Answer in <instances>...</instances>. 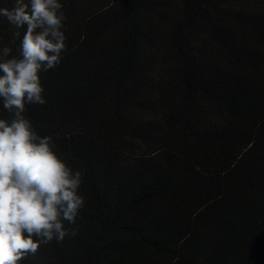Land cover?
<instances>
[{"label":"trees","instance_id":"1","mask_svg":"<svg viewBox=\"0 0 264 264\" xmlns=\"http://www.w3.org/2000/svg\"><path fill=\"white\" fill-rule=\"evenodd\" d=\"M61 2L66 49L23 115L85 203L22 264H264V0Z\"/></svg>","mask_w":264,"mask_h":264},{"label":"clouds","instance_id":"2","mask_svg":"<svg viewBox=\"0 0 264 264\" xmlns=\"http://www.w3.org/2000/svg\"><path fill=\"white\" fill-rule=\"evenodd\" d=\"M0 18L14 29L19 55L0 46V264H22L41 244L63 240L85 199L82 173L70 168L23 115L25 105L46 103L40 72L58 65L66 49L61 0H12Z\"/></svg>","mask_w":264,"mask_h":264}]
</instances>
